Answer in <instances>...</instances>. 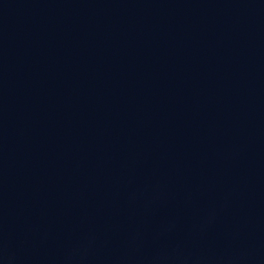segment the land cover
<instances>
[{
  "label": "water",
  "instance_id": "95a60500",
  "mask_svg": "<svg viewBox=\"0 0 264 264\" xmlns=\"http://www.w3.org/2000/svg\"><path fill=\"white\" fill-rule=\"evenodd\" d=\"M0 264H264V0H0Z\"/></svg>",
  "mask_w": 264,
  "mask_h": 264
}]
</instances>
